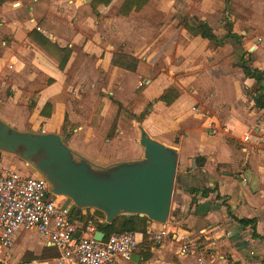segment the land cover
<instances>
[{
    "label": "crops",
    "instance_id": "crops-1",
    "mask_svg": "<svg viewBox=\"0 0 264 264\" xmlns=\"http://www.w3.org/2000/svg\"><path fill=\"white\" fill-rule=\"evenodd\" d=\"M91 1L20 0V7L15 9L9 0H0V119L2 121L20 131H39L42 128L43 131L59 134L64 128L68 114L70 127L81 120L82 101L73 103L70 98L81 97L76 85L83 82L86 87L95 84L99 69L104 74L101 91L113 95L115 97L113 98L125 107L134 100L136 89L139 85H143L142 79L150 84L145 87L141 95L143 94L145 100L152 106L153 103L157 104L155 103L157 98L169 87L159 88L160 83L167 79L169 82H175L172 75L166 72H158L152 79L148 77L151 76L152 71L145 69L144 65L148 68L154 66L157 56L154 57L151 52L158 44L150 45L148 48L145 45L143 50L134 53L139 61L135 70H131L113 63L114 53L121 45L114 43L98 45L92 41L93 39L85 42L88 37L87 30L93 22H98L100 17L102 21L109 23V27H112L120 38L126 30L132 28L129 15L140 11H132L128 15L120 14L119 9L123 0H113L108 6L98 7L100 17L96 19L89 17L82 25L77 26L74 20L78 7ZM118 2L119 4L116 5ZM116 6L119 16L113 10ZM43 15L77 30L70 41L44 31L50 41L57 46H54V52L43 47L36 34H31L38 25V17ZM179 21L178 26L183 27ZM210 26L213 28L211 24ZM166 29L167 25H164L161 33ZM183 29L192 35L185 27ZM214 31L216 33L215 29ZM134 32L140 36V31L136 29ZM182 34L183 32L171 34L159 48L168 53L171 46L173 52L176 46L175 53L180 54L184 46L178 45V36ZM192 37L200 36L192 35ZM62 47H74L64 69L60 68L62 52L59 48ZM194 77L196 76L190 78ZM245 78L254 82L256 88H253V94H255L258 88L255 80L246 76ZM123 85L128 87L129 96L120 94L119 88ZM72 89H75L74 95ZM252 97L246 103L247 114L234 108V115H231L225 123L227 125L223 124L224 128L227 127L228 133L215 135L211 133L209 127L199 129L193 128L189 122L183 123L184 113L181 110L169 111L174 110L172 108L175 102L167 106L162 101H157L158 104L153 109L147 107L145 120L143 119L144 128L150 136L176 148L178 154L170 216L166 224L150 220L146 237L143 232H136L140 240L139 248L135 253L140 258L139 262L135 263L131 259L121 260L115 264H264V240L255 238L251 226H243L235 218L257 219V233L264 235V154L243 142L240 136L245 132L264 134V109L257 108ZM243 99L245 101V95ZM106 100L101 113L103 117L109 111L111 98L107 96ZM240 102L243 104V100ZM47 103L52 105L49 117L41 114ZM95 111L96 109L92 111V115ZM116 113L113 110L110 115L114 116ZM198 115L204 123L210 121L209 123L213 124L217 120L214 111L202 112ZM111 119L107 117L106 122L98 124V129L90 124L92 118L89 124L74 128L77 136L81 137V142H76L75 135L71 136L68 133L70 137L67 144L76 153V157L78 159L85 157L94 164L95 169L116 162L137 160L142 155L140 145L134 144L131 148V144H127L129 143L125 140L127 135L120 123L113 138L105 137L102 141H94L95 135H99L100 129H105ZM72 130L73 128L70 129ZM172 135L174 140L171 138ZM197 157H203L204 164H197ZM6 159L7 157L0 154V161L3 164ZM9 165L14 169L20 168L18 163ZM192 187L207 188L210 192L207 196H203L202 191L198 194L191 193L189 189ZM164 227L169 229L170 235L158 242L153 235ZM25 232L23 231L16 241L21 238L26 243L23 238ZM186 237L193 245L195 244V253L181 252V245ZM199 238H201L200 245H203L205 250L197 248L196 243ZM43 245L54 250L58 255L57 249L46 245L44 240ZM14 250L15 245L7 255L8 260L14 256ZM147 255L150 256L146 258ZM32 260H37V257L34 255Z\"/></svg>",
    "mask_w": 264,
    "mask_h": 264
},
{
    "label": "rangeland",
    "instance_id": "rangeland-1",
    "mask_svg": "<svg viewBox=\"0 0 264 264\" xmlns=\"http://www.w3.org/2000/svg\"><path fill=\"white\" fill-rule=\"evenodd\" d=\"M9 1L13 8L20 7V0ZM13 4L15 5L13 6ZM118 4L119 2L116 3V5ZM116 9L117 6L113 10L119 16ZM182 16L187 17V22H191L192 17L207 20L220 37H224L231 28L233 32L242 36L243 46L248 51L247 57L251 63L254 66L264 69V0H161L160 2L152 0L139 12H134L129 15L132 28L126 30L120 38L116 35L112 27H109V23L102 21L100 17L98 22H93L89 30H87L88 37H86L85 42L93 39L92 41L98 45L104 43L119 44L121 47L118 51H115L114 56L116 55L117 59H122V55L134 57L137 59V64L139 59L134 53L143 50L145 45L148 48L150 45L158 44L151 52L154 57L157 56L156 63L154 66H150V68L147 65H144V67L152 71L151 76H148L151 79L158 72H166L175 79V82H169L167 81L168 79L163 80L159 86V88H162L164 86L174 85L180 90V97L175 101V106L172 108L174 110L169 111L176 112L181 110L184 113V119H181L182 122H189L193 128L199 129H208L212 123H209L210 121L204 123L198 114L214 111L217 115V120L212 125L218 129V133H228L224 129V126L227 125L225 123L228 122L231 115H234V108H238L239 112H243L245 115L247 114L248 109L246 108V103H248V100H251L250 98L254 91L253 88L255 89L256 86L253 84L254 82L248 81L245 78L243 70L239 66L231 63L229 55L233 51V48L229 42L225 41L223 45L218 46L208 39L192 37V35H189L183 29L184 26H178V21ZM164 25H167V29L161 33ZM136 29L138 32L140 31V36L134 32ZM178 32H183L182 35L178 36V45L184 46L183 50H180V54L175 53L176 46H174V52L173 46H171L168 53L159 48L162 42L166 41L171 34L175 35ZM73 48L70 49L73 50ZM60 55L64 56L65 54L60 53ZM126 60H123V62ZM128 61L130 62L131 60L128 59ZM211 62L212 64H210ZM96 75L97 79L94 81L95 84H90L86 87L85 82H83L82 84L76 85L77 92L81 97L76 98L73 96L74 98H70V100L73 103H77L78 100L82 101L83 111L81 115L83 116L81 120L70 127V116L68 114L64 128L59 133L63 137L70 133L71 136L75 135L74 139L76 142H81L82 139L80 136H77V131H74V128H81L83 125L89 124L91 118L93 120L99 104L103 102L105 107L107 96L108 98L114 97L111 94L107 95L101 91L104 75L102 70L99 69ZM192 76L196 77L190 78ZM142 82L143 85L138 86L136 96L133 98L134 100L127 107L118 101L121 104V108L114 109V113H117L114 116L110 115L108 117L112 119L105 129H100L99 135H95V142L97 140L102 141L105 137L113 138L117 126L120 123L127 135L125 139L126 142H129L127 144H131V148L134 144L136 146L137 144L140 145L142 149L141 158H143L144 149L140 144V125L144 127L143 122L145 118L140 122L136 119V116L141 113H146L149 107L153 109L157 106L158 102L156 101L155 103L157 104L154 105L153 103L152 106L149 104V101L145 100L141 92L150 83L145 79H142ZM74 90H71L73 95L75 94ZM119 91L125 97L130 94L128 87L125 85L119 88ZM244 95L246 98L245 101L243 99ZM241 100H243V104L240 102ZM95 109L96 111L92 115V111ZM105 120L99 121L98 124L106 122ZM223 124L225 125L223 126ZM72 128L73 130L70 131ZM98 128L99 126L96 127V129ZM36 132L51 131H43L41 128ZM171 138L174 140L173 135ZM0 154L7 157L6 161L4 160L6 166L18 163L20 164V171H25V173L32 175H39V172L33 165H36L41 154L33 157L31 161H25L17 153H8L0 150ZM58 196L61 197L60 199H65L64 195ZM66 202L70 203L71 200H66ZM23 238L26 243L21 238L16 241L14 256L8 260L10 264H59L57 260L58 255H56L54 250L44 247V239L39 232L27 230ZM200 240L201 238L196 243L197 248L200 247L202 250H205L203 248L204 246L200 245ZM34 255L37 257V260H32ZM139 260L140 258L136 254L132 257V261L135 263L139 262Z\"/></svg>",
    "mask_w": 264,
    "mask_h": 264
},
{
    "label": "water",
    "instance_id": "water-1",
    "mask_svg": "<svg viewBox=\"0 0 264 264\" xmlns=\"http://www.w3.org/2000/svg\"><path fill=\"white\" fill-rule=\"evenodd\" d=\"M143 158L116 162L95 169L67 144L70 137L55 132L20 131L0 119V149L31 161L41 154L34 168L50 183L56 195H64L79 209L104 212L110 224L119 215L148 217L166 223L174 193L178 154L176 148L150 136L140 125ZM80 232H77L79 235ZM102 240L105 233L95 232Z\"/></svg>",
    "mask_w": 264,
    "mask_h": 264
},
{
    "label": "built area",
    "instance_id": "built-area-1",
    "mask_svg": "<svg viewBox=\"0 0 264 264\" xmlns=\"http://www.w3.org/2000/svg\"><path fill=\"white\" fill-rule=\"evenodd\" d=\"M209 128L212 134L218 133L212 124ZM241 139L264 154L263 133L245 132ZM51 187L40 173L26 174L0 161V263L10 264L7 255L18 236L27 230L39 232L46 245L57 248L59 264H115L132 259L140 245L136 232L113 233L96 239L98 230L93 221L84 227L74 220L71 215L74 203L59 199ZM94 220L103 223L106 218L95 216ZM169 235V229L164 227L153 238L161 242ZM189 240L187 237L183 240V254L196 252L195 244Z\"/></svg>",
    "mask_w": 264,
    "mask_h": 264
},
{
    "label": "trees",
    "instance_id": "trees-1",
    "mask_svg": "<svg viewBox=\"0 0 264 264\" xmlns=\"http://www.w3.org/2000/svg\"><path fill=\"white\" fill-rule=\"evenodd\" d=\"M112 1L113 0H92L89 4L85 3L79 6L77 9L76 19L74 20V23L77 26L78 25L80 26L89 17H92L94 19L98 18L100 15V12L98 11V7L100 5L108 6L109 4L112 3ZM150 1L152 0H123L121 7L119 9V13L123 15H128L132 11H139ZM153 1L160 2L161 0H153ZM186 19H187L186 16H182L180 18L179 24L183 25L192 35L200 36L202 38L208 39L210 42L218 46L223 45L225 41L229 42V44L233 48V51L229 55V59L231 63H233V65L235 66H239L243 70V73L247 78H251L255 80L258 88L255 94L252 95L253 96L252 98L257 108L264 109V70H262L257 66H254L251 63L250 59L247 57L248 51L243 46L242 36L236 32H233V30L230 28L228 30V33L224 37L220 38L207 21L202 20L198 17H192L191 22H187ZM37 27L31 32V34L32 33L36 34L39 39V43L47 50L49 48V50H51L52 52H54L53 48L56 45L52 41H50V39L45 35L44 31L45 32L47 31L49 33L67 39L69 41L77 33V30L75 28L62 24L59 21L47 15L38 17ZM59 50L65 54L60 58V68L64 69L69 60L71 49L69 47H62L59 48ZM122 57H123L122 59H117L115 55L113 58V63L125 67L127 69L135 70L137 66L136 63L137 59L134 57H130L128 55H122ZM125 59L127 60L123 62V60ZM128 59H130L131 61L129 62ZM180 94L181 93L179 88L174 85H171L168 88H166L165 91L157 98V101H162L163 103H165V105L169 106L173 104L180 97ZM110 98L111 101H110L108 113L106 114L105 117L102 116L101 111L104 107V103L101 102L91 122L92 127L95 128L98 127L99 121H103L107 117H109L110 113L115 108L116 109L121 108V104L118 101H116L112 97ZM51 108L52 105L50 103H47L41 114L45 117H49L51 115ZM145 114L146 113H141L140 115H137L136 119L142 122L146 116ZM196 162L197 164H204V158L197 157ZM189 191L191 193H197V194L200 191H202L201 193L203 196H207L210 192V190L207 188L199 189L196 187L190 188ZM71 215L74 220H78L82 222L84 227H86L90 221H93L97 230L103 231L106 237H108L113 233H122L125 231H133V232L141 231L144 233V236L146 237L148 222L150 221V219L146 216L141 217L140 215L135 214L132 216L119 215L110 224L106 223V221L103 223H99L97 222V220H94L95 216L105 219L106 216L104 212L97 209L93 210L91 208H87L84 211L82 209H79L75 205L72 207ZM235 218L237 222L242 224L243 226H251V228L253 229V236L255 238L264 240V235L257 233L256 230L257 219L237 218V217ZM149 256L150 255H147L145 257L148 258Z\"/></svg>",
    "mask_w": 264,
    "mask_h": 264
},
{
    "label": "bare ground",
    "instance_id": "bare-ground-1",
    "mask_svg": "<svg viewBox=\"0 0 264 264\" xmlns=\"http://www.w3.org/2000/svg\"><path fill=\"white\" fill-rule=\"evenodd\" d=\"M61 196H63V195H61ZM61 197L59 196V199H60ZM56 248V247H55ZM57 249V248H56Z\"/></svg>",
    "mask_w": 264,
    "mask_h": 264
}]
</instances>
